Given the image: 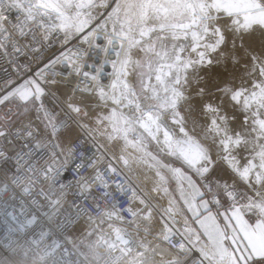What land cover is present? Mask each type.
<instances>
[{
	"label": "snow or ice",
	"instance_id": "obj_1",
	"mask_svg": "<svg viewBox=\"0 0 264 264\" xmlns=\"http://www.w3.org/2000/svg\"><path fill=\"white\" fill-rule=\"evenodd\" d=\"M0 62V264H264V0H0Z\"/></svg>",
	"mask_w": 264,
	"mask_h": 264
},
{
	"label": "built area",
	"instance_id": "obj_2",
	"mask_svg": "<svg viewBox=\"0 0 264 264\" xmlns=\"http://www.w3.org/2000/svg\"><path fill=\"white\" fill-rule=\"evenodd\" d=\"M69 46H71V45H69ZM58 48H59L58 44L54 45L51 49L48 50V52L45 53V55L46 56L58 55L59 54L58 51H57ZM19 62L21 64H23V63L27 62V58L20 57L19 58ZM30 66H31V69H32L33 72L37 68V65L35 63H31ZM5 69H7V72H5ZM58 70H59V68H58ZM108 70L110 71V68ZM10 76H12L14 78L13 70L11 68H9L7 64H4V63L0 62V85H2L3 82L5 80H7ZM9 139H12V138L10 137ZM13 143L15 144V146H17V147L19 146V141L18 140L17 141H13ZM12 146L13 145H7L9 150H11ZM83 147L91 149L92 148L91 142H89L88 144H85ZM92 151H94V149H92ZM80 154H81L80 152H77V156H79ZM89 154H91V153H89ZM65 175H66L67 179L71 180L74 177L75 173L72 172L71 170H69ZM81 223L83 224V221Z\"/></svg>",
	"mask_w": 264,
	"mask_h": 264
},
{
	"label": "bare ground",
	"instance_id": "obj_3",
	"mask_svg": "<svg viewBox=\"0 0 264 264\" xmlns=\"http://www.w3.org/2000/svg\"><path fill=\"white\" fill-rule=\"evenodd\" d=\"M139 172H143L140 169H138ZM144 173V172H143ZM140 181H138V183H140V186L143 188L145 187V184H147L149 187L151 186V184L149 185L150 181H145L144 180V174H140ZM165 203V200L163 201ZM166 204V203H165Z\"/></svg>",
	"mask_w": 264,
	"mask_h": 264
},
{
	"label": "rangeland",
	"instance_id": "obj_4",
	"mask_svg": "<svg viewBox=\"0 0 264 264\" xmlns=\"http://www.w3.org/2000/svg\"><path fill=\"white\" fill-rule=\"evenodd\" d=\"M140 170H141V169H140ZM141 171H143V170H141ZM143 172H144V171H143ZM143 172H139L138 169H137V174H138V175H140V174H144ZM150 184H151V183H149V185H150ZM165 203H167V200H166V199H165Z\"/></svg>",
	"mask_w": 264,
	"mask_h": 264
}]
</instances>
